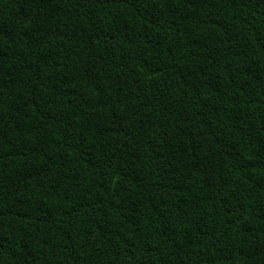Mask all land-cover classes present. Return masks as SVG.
Returning a JSON list of instances; mask_svg holds the SVG:
<instances>
[{
  "label": "trees",
  "instance_id": "trees-1",
  "mask_svg": "<svg viewBox=\"0 0 264 264\" xmlns=\"http://www.w3.org/2000/svg\"><path fill=\"white\" fill-rule=\"evenodd\" d=\"M0 264H264V0H0Z\"/></svg>",
  "mask_w": 264,
  "mask_h": 264
}]
</instances>
